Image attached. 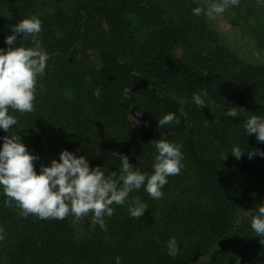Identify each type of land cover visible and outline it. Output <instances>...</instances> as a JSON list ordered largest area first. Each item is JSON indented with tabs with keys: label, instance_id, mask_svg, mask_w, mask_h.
Instances as JSON below:
<instances>
[{
	"label": "trees",
	"instance_id": "trees-1",
	"mask_svg": "<svg viewBox=\"0 0 264 264\" xmlns=\"http://www.w3.org/2000/svg\"><path fill=\"white\" fill-rule=\"evenodd\" d=\"M198 3L207 7V0ZM196 6L194 0H0V48L12 26L35 16L49 56L34 111L10 109L18 121L10 132L39 158L37 174L62 150L112 171L120 166L113 153L123 154L149 173L150 141L178 143L184 154L183 169L167 178L161 198L134 190L125 204L111 205L104 230L91 213L78 221L21 216L0 195V264H264V241L250 228L264 204V157L247 155L264 151V142L243 129L248 115L264 117V3L238 0L216 15L252 44L254 58L226 39L215 16L194 15ZM22 44L32 47L31 38ZM202 90L213 103L200 109L191 96ZM232 106L242 109L236 118L219 115ZM169 112L179 123L157 127ZM233 145L245 150L240 159L231 155ZM134 197L147 205L140 218L128 213ZM171 237L175 257L165 248Z\"/></svg>",
	"mask_w": 264,
	"mask_h": 264
},
{
	"label": "clouds",
	"instance_id": "clouds-1",
	"mask_svg": "<svg viewBox=\"0 0 264 264\" xmlns=\"http://www.w3.org/2000/svg\"><path fill=\"white\" fill-rule=\"evenodd\" d=\"M259 2L264 3V0ZM194 3H197L191 10L194 15L203 13L213 18L223 13L230 4H237L238 0H207L206 8L201 7L198 0H194ZM11 32L4 39L7 47L0 48V130L8 133L0 137V195L5 197L4 206L14 205L21 216L31 214L42 220L64 219L71 215L78 221L91 213L92 223L104 230V217L114 212L111 205L125 204L134 190L143 188L150 198H161L162 188L168 183L167 178L178 175L184 167L182 146L163 138L149 142L155 148L150 173L134 168L123 154L113 153V156L119 157L120 166L112 171L101 166L90 168L84 156L62 150L58 160L52 159L47 165L40 164L37 174L33 162L39 158L27 150L17 133L10 132L18 123L16 116L10 114V109L21 115L34 111L37 80L45 75L49 56L38 39L41 32L38 17L19 20L11 27ZM17 35L22 37L18 44ZM24 37L31 38L32 47L23 46ZM93 95L99 97L100 89H95ZM206 99L207 93L203 90L193 92L191 96L192 103L200 109L213 103L210 100L206 103ZM238 110L242 109L232 106L219 115L236 118ZM139 115L137 112L136 116ZM173 122L178 124L179 120L169 112L157 119V127L162 128ZM243 129L246 136L255 134L258 142H264V117L248 115L243 121ZM230 153L240 159L245 150L233 145ZM247 155L249 159L264 157V151L250 150ZM146 209L147 205L134 197L128 213L132 218H140ZM250 228L255 236L262 238L260 242L264 241V204L256 208ZM3 239L4 229L0 227V240ZM165 248L171 257L178 254L174 237L166 241Z\"/></svg>",
	"mask_w": 264,
	"mask_h": 264
},
{
	"label": "rangeland",
	"instance_id": "rangeland-1",
	"mask_svg": "<svg viewBox=\"0 0 264 264\" xmlns=\"http://www.w3.org/2000/svg\"><path fill=\"white\" fill-rule=\"evenodd\" d=\"M215 23L226 39H229V41L236 46L242 54L253 58L256 57L257 50H255L252 44H250L246 38L241 36L240 33L233 30L231 26L224 24L218 16H215Z\"/></svg>",
	"mask_w": 264,
	"mask_h": 264
}]
</instances>
